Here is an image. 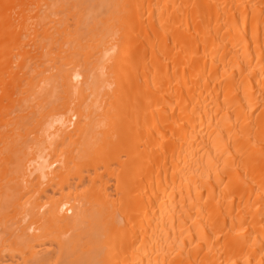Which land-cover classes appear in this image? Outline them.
<instances>
[{
	"label": "bare ground",
	"instance_id": "obj_1",
	"mask_svg": "<svg viewBox=\"0 0 264 264\" xmlns=\"http://www.w3.org/2000/svg\"><path fill=\"white\" fill-rule=\"evenodd\" d=\"M0 264H264V0H0Z\"/></svg>",
	"mask_w": 264,
	"mask_h": 264
}]
</instances>
